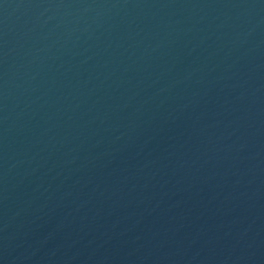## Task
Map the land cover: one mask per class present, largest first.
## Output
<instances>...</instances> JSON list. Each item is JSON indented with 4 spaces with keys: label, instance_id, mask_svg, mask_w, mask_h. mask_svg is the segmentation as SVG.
<instances>
[{
    "label": "water",
    "instance_id": "water-1",
    "mask_svg": "<svg viewBox=\"0 0 264 264\" xmlns=\"http://www.w3.org/2000/svg\"><path fill=\"white\" fill-rule=\"evenodd\" d=\"M0 264H264V0H0Z\"/></svg>",
    "mask_w": 264,
    "mask_h": 264
}]
</instances>
